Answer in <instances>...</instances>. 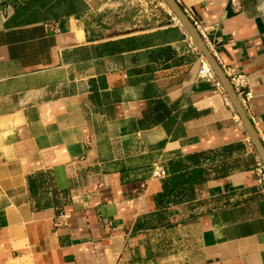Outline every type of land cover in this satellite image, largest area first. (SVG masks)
Segmentation results:
<instances>
[{"label": "crops", "instance_id": "0c3cea01", "mask_svg": "<svg viewBox=\"0 0 264 264\" xmlns=\"http://www.w3.org/2000/svg\"><path fill=\"white\" fill-rule=\"evenodd\" d=\"M157 1L0 0V264H264L259 155ZM176 1L264 146V0Z\"/></svg>", "mask_w": 264, "mask_h": 264}, {"label": "water", "instance_id": "95a60500", "mask_svg": "<svg viewBox=\"0 0 264 264\" xmlns=\"http://www.w3.org/2000/svg\"><path fill=\"white\" fill-rule=\"evenodd\" d=\"M164 3L168 6L170 11L173 13L177 21L180 25L184 28L187 32L189 37L191 38L192 42L196 45L197 49L200 53L204 56L207 60L209 65L212 67L215 75L219 79L220 83L223 86L227 97L229 98L231 104L235 108L245 130L254 145L261 163L264 168V146L259 139L257 132L255 131L252 123L250 122L249 118L246 115L244 107L241 103L240 98L238 97L235 89L233 88L232 84L230 83L229 78L227 77L226 73L224 72L223 68L220 66L219 62L213 55L212 51L208 48L206 42L198 32L197 28L193 24V22L189 19L185 11L181 8L176 0H163Z\"/></svg>", "mask_w": 264, "mask_h": 264}, {"label": "built area", "instance_id": "2783aa9c", "mask_svg": "<svg viewBox=\"0 0 264 264\" xmlns=\"http://www.w3.org/2000/svg\"><path fill=\"white\" fill-rule=\"evenodd\" d=\"M230 1H231L232 6L235 9H237V10L240 9L239 0H230ZM186 14L189 17V19L193 22V24L197 28L198 32L200 33V35L202 36V38L205 41L206 36L202 32V30H200V27L198 26L197 22L194 21L193 17L189 13H186ZM175 22H176V24L180 25V23L177 20H175ZM206 44H207L208 48L211 50L212 45L208 42ZM191 46H192V49L194 51L198 52L196 45L192 41H191ZM198 76H199V78H201V79L205 80L206 82L210 83L211 85H213L217 90H219L224 95L226 94L224 89H223L222 84L220 83L219 79L215 75L212 67L209 65V63L207 62V60L204 58V56L202 54H200V66H199ZM228 78H229L230 83L232 84L233 88L235 89L238 97L239 96H245L246 98L250 97L251 92H245L248 89L249 84H250L249 78L246 75L239 74V73H232ZM256 171H257L258 183L263 184L264 183V168H263V166L259 165ZM167 176H168V172H167L166 168L160 163H155L154 167H153V177L155 179L161 180V179H165Z\"/></svg>", "mask_w": 264, "mask_h": 264}, {"label": "rangeland", "instance_id": "374dc122", "mask_svg": "<svg viewBox=\"0 0 264 264\" xmlns=\"http://www.w3.org/2000/svg\"><path fill=\"white\" fill-rule=\"evenodd\" d=\"M155 4H161V6H163L168 12H170V13L172 14L173 18L176 19L175 16L173 15V13L170 11V9H169L168 6L164 3L163 0H158ZM153 7H154V6H152L150 9H153ZM156 10H157V11H160V7H157ZM176 20H177V19H176Z\"/></svg>", "mask_w": 264, "mask_h": 264}]
</instances>
